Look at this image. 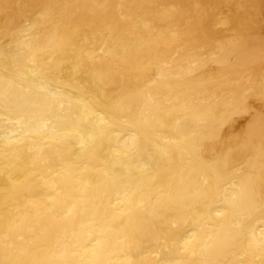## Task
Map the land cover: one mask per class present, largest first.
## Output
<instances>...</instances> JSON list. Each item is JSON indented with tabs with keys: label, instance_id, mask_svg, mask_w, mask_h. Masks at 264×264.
I'll use <instances>...</instances> for the list:
<instances>
[{
	"label": "bare ground",
	"instance_id": "1",
	"mask_svg": "<svg viewBox=\"0 0 264 264\" xmlns=\"http://www.w3.org/2000/svg\"><path fill=\"white\" fill-rule=\"evenodd\" d=\"M0 264H264V0H0Z\"/></svg>",
	"mask_w": 264,
	"mask_h": 264
}]
</instances>
